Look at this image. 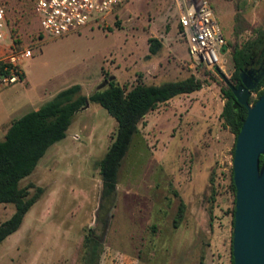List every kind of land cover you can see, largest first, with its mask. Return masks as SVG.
I'll list each match as a JSON object with an SVG mask.
<instances>
[{
  "label": "rangeland",
  "instance_id": "rangeland-1",
  "mask_svg": "<svg viewBox=\"0 0 264 264\" xmlns=\"http://www.w3.org/2000/svg\"><path fill=\"white\" fill-rule=\"evenodd\" d=\"M209 2L225 38L213 68L193 64L176 0H125L104 19L56 38L42 31L32 0H3L8 34L0 62L12 49L30 50L19 83L35 94L81 85L90 95L102 74L117 73L127 89L191 76L202 88L147 115L108 196L100 161L118 123L98 104L79 112L71 138L20 182L44 193L19 233L0 244V264H233L235 135L221 114L235 51L264 34V0ZM151 39L162 48L148 70V60L136 63ZM257 99L252 93L251 105ZM14 211L1 204L0 224Z\"/></svg>",
  "mask_w": 264,
  "mask_h": 264
},
{
  "label": "trees",
  "instance_id": "trees-1",
  "mask_svg": "<svg viewBox=\"0 0 264 264\" xmlns=\"http://www.w3.org/2000/svg\"><path fill=\"white\" fill-rule=\"evenodd\" d=\"M149 44L150 54L157 55L162 43L157 39H151ZM263 58L264 34L235 51L232 84L239 86L242 83L240 73L244 68L249 67L252 62L255 66H259ZM5 67L6 65L0 62L1 79L8 74ZM201 88L202 83L191 76L160 85L139 83L127 89L115 77L105 74L102 84L90 95L82 93L83 89L80 85L71 86L59 92L37 111L30 112L15 121L5 139L0 141V204L15 206L12 217L0 224V244L20 229L26 215L44 193L41 187L34 184L21 187L20 182L35 171L53 145L67 137V131L80 111L87 109L90 104H98L118 123L117 134L108 152L100 161L103 195L108 196L117 189L120 166L145 117L159 106L179 96L192 94ZM252 93H257L258 98L264 94V79ZM224 97L226 103L221 118L224 125L235 135L234 155L237 137L247 118L248 109L238 102L230 87L224 91ZM263 162L264 156L261 157V165ZM231 181L236 193L233 170ZM32 190H35L34 194ZM234 203L236 204V198ZM180 211L182 213V208ZM235 211L234 207L233 227ZM84 241L85 245L88 244V238ZM232 263L234 264L233 235Z\"/></svg>",
  "mask_w": 264,
  "mask_h": 264
},
{
  "label": "built area",
  "instance_id": "built-area-1",
  "mask_svg": "<svg viewBox=\"0 0 264 264\" xmlns=\"http://www.w3.org/2000/svg\"><path fill=\"white\" fill-rule=\"evenodd\" d=\"M125 0H32L42 31L52 37L77 32L98 19H104ZM179 6L180 36L185 41L193 64L213 68L221 65L220 51L225 38L209 0H176ZM8 25L3 0H0V44L6 41ZM30 50L12 49L2 60L8 73L5 84L22 79V62L31 58Z\"/></svg>",
  "mask_w": 264,
  "mask_h": 264
},
{
  "label": "water",
  "instance_id": "water-1",
  "mask_svg": "<svg viewBox=\"0 0 264 264\" xmlns=\"http://www.w3.org/2000/svg\"><path fill=\"white\" fill-rule=\"evenodd\" d=\"M252 62L240 73L241 84L227 81L238 102L248 109V115L238 134L233 158V181L236 187L235 221L233 228L234 264H264V94L251 105L252 92L264 79V58L249 72Z\"/></svg>",
  "mask_w": 264,
  "mask_h": 264
},
{
  "label": "crops",
  "instance_id": "crops-1",
  "mask_svg": "<svg viewBox=\"0 0 264 264\" xmlns=\"http://www.w3.org/2000/svg\"><path fill=\"white\" fill-rule=\"evenodd\" d=\"M149 47H150V44H148V46L142 52V54L138 56V58H137L138 62L136 63L137 66H138L141 63V59L144 58V59L148 60L150 62V64L147 65V67H146L148 70L151 69V68H156L155 59L160 54V52H159L157 55H151L150 52H149ZM120 74L121 73L111 74V76L115 77L117 79V81L120 82V78H119ZM23 77H24V75H23ZM103 80H104V74H102V76H100L95 81V83H94L95 88H98L102 84ZM23 81H24V79H23ZM19 82L15 83V84H5V83L2 82V80H0V85H1V88H0V141L5 139V136H6L7 132H8V130H9V128L12 126V124L15 121H17L18 119L22 118L23 116H25L26 114H28L30 112L37 111L45 103H47L50 100H52L59 92H61L64 89H67V88L71 87V86H68V87L63 88V89L53 90L48 95L46 93H44V94H35V93H33L31 91L32 87L30 86L29 83H22V82L19 83ZM18 85H20V88H16ZM156 85H160V84H156ZM81 87H82V89L84 91V87L83 86H81ZM90 105H89V107H90ZM87 109H85V111ZM82 111H80V112H82ZM68 131H67V137L64 140L61 141L62 143L64 141H66L68 138L69 139L71 138L68 135ZM57 144H55V145H57ZM55 145H53L52 147H54ZM3 205H11V204H3ZM35 205L31 208L29 213L26 215V217H25V219L23 221V224L20 227V229L17 232H15L13 235L9 236L4 241L5 243L7 241H9V239L11 237H13L17 233H19V231L27 223L28 219H31V217H32L31 215L33 214V210L35 208ZM5 209H6V207H5ZM14 212L12 213V215L14 214Z\"/></svg>",
  "mask_w": 264,
  "mask_h": 264
},
{
  "label": "flooded vegetation",
  "instance_id": "flooded-vegetation-1",
  "mask_svg": "<svg viewBox=\"0 0 264 264\" xmlns=\"http://www.w3.org/2000/svg\"><path fill=\"white\" fill-rule=\"evenodd\" d=\"M257 68H258V66L254 67V68L252 69V71L249 72V76H250V77H257V76H258V73L256 72V69H257Z\"/></svg>",
  "mask_w": 264,
  "mask_h": 264
}]
</instances>
